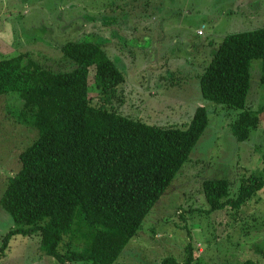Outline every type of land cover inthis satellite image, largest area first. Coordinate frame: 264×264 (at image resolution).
I'll return each mask as SVG.
<instances>
[{"label":"rangeland","instance_id":"obj_1","mask_svg":"<svg viewBox=\"0 0 264 264\" xmlns=\"http://www.w3.org/2000/svg\"><path fill=\"white\" fill-rule=\"evenodd\" d=\"M205 27L204 36L198 30ZM264 28V0H0V60L29 53L55 69L69 41L103 46L126 76L119 87L117 111L150 125L185 128L199 107L209 125L174 181L146 217L142 228L118 259L122 264H162L173 258L186 264H264V189L240 211L211 212L204 182L228 179L230 196L241 179L264 174V111L247 141H238L230 123L240 111L206 101L200 75L227 35ZM248 105L264 109L262 61L251 65ZM96 86L93 104L100 105ZM15 94L0 96V202L9 178L19 170V155L38 137L18 122ZM115 105H117L115 103ZM7 180V181H6ZM16 228L0 205V247ZM40 237L15 236L0 264H55ZM42 250V251H41ZM60 251L65 253L63 244Z\"/></svg>","mask_w":264,"mask_h":264},{"label":"trees","instance_id":"obj_2","mask_svg":"<svg viewBox=\"0 0 264 264\" xmlns=\"http://www.w3.org/2000/svg\"><path fill=\"white\" fill-rule=\"evenodd\" d=\"M200 31L205 34V27ZM61 51L59 63L67 65L60 69L29 53L0 60V96L17 95L18 122L38 132L20 153L19 170L1 198L16 228L4 237L0 259L13 237L37 236L55 264H122L123 251L190 160L209 113L199 106L183 129L124 116L117 109L124 102L119 87L126 76L103 46L69 41ZM254 60L262 61L264 83V28L227 35L200 75L206 101L240 111L230 128L241 142L258 129L264 111L248 105ZM93 85L100 105L92 102ZM262 189L259 172L241 179L235 198L228 179L203 185L211 212L228 207L238 212ZM187 248L186 264H191L193 250ZM162 264L178 263L166 258Z\"/></svg>","mask_w":264,"mask_h":264},{"label":"built area","instance_id":"obj_3","mask_svg":"<svg viewBox=\"0 0 264 264\" xmlns=\"http://www.w3.org/2000/svg\"><path fill=\"white\" fill-rule=\"evenodd\" d=\"M203 34H204L203 31H200V32H199V35H203Z\"/></svg>","mask_w":264,"mask_h":264}]
</instances>
